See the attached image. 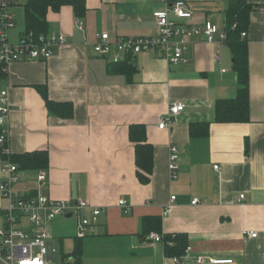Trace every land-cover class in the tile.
<instances>
[{"label":"crops","instance_id":"crops-1","mask_svg":"<svg viewBox=\"0 0 264 264\" xmlns=\"http://www.w3.org/2000/svg\"><path fill=\"white\" fill-rule=\"evenodd\" d=\"M183 1L192 13L190 25L207 21L225 32L229 0ZM247 1L254 6L244 31L247 121L215 119L217 101L233 99L238 92L225 40L194 41L187 60L177 64L151 51L112 63L113 44L106 55L93 50L103 32L111 41L154 35L153 12L166 8L162 0H85L81 17L68 5L49 10L46 32L63 34L65 43L48 59L8 64L0 76V91L7 90L9 98V156L47 154L43 168H18L15 188L52 199L85 200L88 214L92 208L101 210L83 237L76 236L83 211L50 223L51 243L62 264L77 258L80 264H212L209 259L264 264V0ZM20 32L12 27L9 40L16 42ZM46 97L71 103L72 115L51 112ZM177 101L185 103L184 109L171 128L159 129L158 120ZM132 124L145 125L152 146V171L145 183L136 176L128 136ZM171 145L178 151L175 177L168 168ZM1 160L0 154V181ZM40 172L45 179L38 183ZM193 198L198 199L194 205ZM122 199L127 213L118 204ZM5 205L0 194V208ZM150 231L182 235V248L190 249L167 255L162 243L146 240ZM249 231L256 236L249 237ZM197 257L205 261L198 263Z\"/></svg>","mask_w":264,"mask_h":264},{"label":"built area","instance_id":"built-area-1","mask_svg":"<svg viewBox=\"0 0 264 264\" xmlns=\"http://www.w3.org/2000/svg\"><path fill=\"white\" fill-rule=\"evenodd\" d=\"M166 4L164 10L153 12L156 22L155 34L146 37L120 36L111 41L105 32L97 36L93 50L101 55H106L111 50V44L115 52L111 54V62L118 63L123 56L135 55L141 52H158L162 58L171 64L186 61L188 45L194 41L205 40L212 42L215 38L222 41L226 39L225 32H219L216 25L205 22L201 26H193L188 23L192 13L186 8L183 0H162ZM16 0H0V66L4 73L9 63L22 59H48L54 48L60 47L66 41L63 34L55 32L34 33L21 30L18 40H9V30L13 27L14 13L12 7ZM77 27L82 24L77 22ZM245 37L246 32H241ZM185 107V103L177 101L170 105L165 115L160 117L157 123L159 129L171 128L174 117ZM10 112L7 90L0 91V148L5 158H2L3 177L0 181V194L6 200V205L0 208V264H49L50 255L55 253L49 233L50 223L59 216H65L69 212L80 214L76 225V236L83 237L89 234L92 223L97 221L101 212L92 208L87 201L77 199L74 201L52 199L39 192L24 194L19 192L15 185L19 180V170L16 163L9 158L7 146V124ZM2 157V156H1ZM178 151L174 145L169 147L168 168L172 177L177 174ZM217 169V165H214ZM36 181L40 183L45 179V174H36ZM175 198L170 197V202ZM243 198V194L239 195ZM197 198L191 200L196 204ZM124 213L129 206L125 200L118 201ZM165 209L164 213H167ZM255 231H249V237L256 236ZM146 240L163 243V234L150 231ZM168 243H171L168 241ZM188 246L185 249L187 252ZM186 255V254H184ZM174 262L178 261L173 257ZM198 263H203V257H197ZM212 264L231 263L232 259H209ZM166 264V263H163Z\"/></svg>","mask_w":264,"mask_h":264},{"label":"trees","instance_id":"trees-1","mask_svg":"<svg viewBox=\"0 0 264 264\" xmlns=\"http://www.w3.org/2000/svg\"><path fill=\"white\" fill-rule=\"evenodd\" d=\"M63 5L70 6L76 17H81L86 11L85 0H26L23 5L24 30L34 33L46 32L48 27L47 12L49 10L58 11ZM253 8L254 6L247 0H229L225 12V42L232 52L233 69L237 75L238 92L237 96L233 99L217 101L215 105V119L220 122L247 121L249 119L247 38L242 37L241 32L246 31L249 24V13ZM2 74L0 66V76ZM45 104L51 112L61 117H70L72 115L73 106L69 102H53L46 97ZM128 136L134 145L136 176L140 182L145 183L149 180L153 163L152 146L147 142L145 125H130ZM0 154L1 158H5L4 153L0 151ZM10 159L19 166L18 168L33 167L39 169L47 164V154L45 151L11 155ZM181 236L179 234H163L162 244L167 255L179 256L184 252L185 247L182 248ZM168 241H172V243H168ZM73 264H80L79 258Z\"/></svg>","mask_w":264,"mask_h":264},{"label":"rangeland","instance_id":"rangeland-1","mask_svg":"<svg viewBox=\"0 0 264 264\" xmlns=\"http://www.w3.org/2000/svg\"><path fill=\"white\" fill-rule=\"evenodd\" d=\"M24 1L25 0H16L17 4L14 7H12V13H14L13 28L15 30L24 29L23 28L24 27V8H23ZM74 216L76 217V215ZM56 240L57 239L54 238L53 242L57 245L58 241ZM49 264H62L57 251L55 252L54 256L49 259Z\"/></svg>","mask_w":264,"mask_h":264},{"label":"water","instance_id":"water-1","mask_svg":"<svg viewBox=\"0 0 264 264\" xmlns=\"http://www.w3.org/2000/svg\"><path fill=\"white\" fill-rule=\"evenodd\" d=\"M72 214H73V212H69L66 214V217L70 218Z\"/></svg>","mask_w":264,"mask_h":264}]
</instances>
